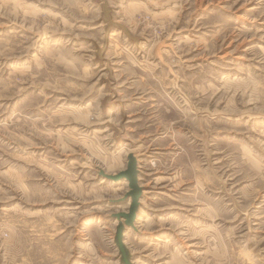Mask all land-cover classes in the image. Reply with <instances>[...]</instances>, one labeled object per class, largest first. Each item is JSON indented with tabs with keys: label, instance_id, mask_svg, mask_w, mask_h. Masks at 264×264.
Here are the masks:
<instances>
[{
	"label": "rangeland",
	"instance_id": "1",
	"mask_svg": "<svg viewBox=\"0 0 264 264\" xmlns=\"http://www.w3.org/2000/svg\"><path fill=\"white\" fill-rule=\"evenodd\" d=\"M130 154L131 264H264V0H0V264H122Z\"/></svg>",
	"mask_w": 264,
	"mask_h": 264
},
{
	"label": "water",
	"instance_id": "2",
	"mask_svg": "<svg viewBox=\"0 0 264 264\" xmlns=\"http://www.w3.org/2000/svg\"><path fill=\"white\" fill-rule=\"evenodd\" d=\"M100 174L106 179L111 180L113 182H118L122 180H126L128 182V187L130 191L126 197L131 198L129 212L119 214L115 217L119 219V221L121 219H124V224L120 223L116 234V244L121 255V262L122 264H131L129 261L128 252L123 244V231L125 227L135 229L134 223L136 221V215L139 208V201L142 196V190L141 188H139L138 184L137 162L132 155H129L127 169L124 172H121L115 176L104 175L102 172H100Z\"/></svg>",
	"mask_w": 264,
	"mask_h": 264
},
{
	"label": "bare ground",
	"instance_id": "3",
	"mask_svg": "<svg viewBox=\"0 0 264 264\" xmlns=\"http://www.w3.org/2000/svg\"><path fill=\"white\" fill-rule=\"evenodd\" d=\"M130 155H132L133 157H134V155L133 154H130ZM134 159L136 160V158L134 157ZM136 162H137V160H136ZM139 188H140V186H139ZM142 194H143V190H142ZM141 201V200H140ZM140 201H139V203H140ZM140 205V204H139ZM139 209V208H138ZM138 212V211H137ZM123 221V222H122ZM136 222V221H135ZM119 223H121V224H124V219H121L120 221H119ZM135 226V225H134ZM135 228V227H134ZM123 244H124V240H123Z\"/></svg>",
	"mask_w": 264,
	"mask_h": 264
},
{
	"label": "crops",
	"instance_id": "4",
	"mask_svg": "<svg viewBox=\"0 0 264 264\" xmlns=\"http://www.w3.org/2000/svg\"><path fill=\"white\" fill-rule=\"evenodd\" d=\"M141 188V187H140ZM139 204H142V201H140V203ZM140 208H141V206L139 205V209H138V212H139V210H140ZM138 212H137V214H138ZM136 220H138V219H136ZM145 221H146V219H145ZM135 225H136V222H135ZM135 228H136V226H134ZM137 230V229H136ZM137 232H138V230H137Z\"/></svg>",
	"mask_w": 264,
	"mask_h": 264
}]
</instances>
